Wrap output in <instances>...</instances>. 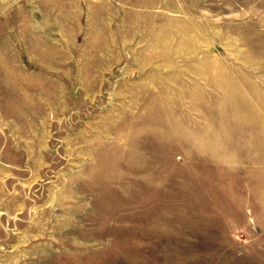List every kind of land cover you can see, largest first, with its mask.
Instances as JSON below:
<instances>
[{
  "label": "rangeland",
  "instance_id": "1",
  "mask_svg": "<svg viewBox=\"0 0 264 264\" xmlns=\"http://www.w3.org/2000/svg\"><path fill=\"white\" fill-rule=\"evenodd\" d=\"M0 264H264V0H0Z\"/></svg>",
  "mask_w": 264,
  "mask_h": 264
}]
</instances>
